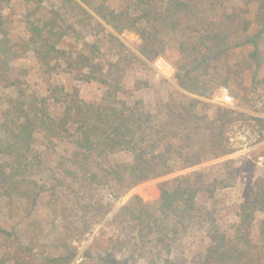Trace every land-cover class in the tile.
<instances>
[{
  "label": "trees",
  "instance_id": "trees-1",
  "mask_svg": "<svg viewBox=\"0 0 264 264\" xmlns=\"http://www.w3.org/2000/svg\"><path fill=\"white\" fill-rule=\"evenodd\" d=\"M25 1L38 16L26 21L29 35L19 40L13 39L0 5V88L7 91L0 107V204H35L49 187L61 220L59 241L49 244L54 252L36 253L40 238L30 235L29 227L19 231L17 223L3 227L7 218L0 216V264H72L78 256L73 243L109 214L101 213V207L97 219H87L94 202L102 199L92 200L98 191L107 189L116 201L142 182L223 158L233 153L228 135L232 127L250 120L264 124L263 117L202 99H212L213 90L208 91L219 76L218 63L229 53L246 50L255 73L264 71V0ZM103 23L116 33L139 36L138 54L128 53L135 61L163 56L167 33L183 31L181 44L189 61L177 68L180 88L168 94L155 114L144 109L139 97L131 103L119 97L128 93L120 80L131 57L124 60L129 49L112 32L108 44L116 60L101 56L97 61L96 38ZM87 32L96 40L87 41ZM70 38L82 42L89 53L65 47ZM25 57L37 62L40 89L32 87V71L16 65ZM65 74L76 83H64ZM78 80L104 85L100 101L85 100ZM262 84L264 76L253 92ZM226 85L227 78L216 88ZM245 93L239 86L234 91L241 99ZM38 136L60 150L59 174L44 183L34 177L44 161L36 147ZM233 164L226 159L176 175L160 184L156 202L144 203L135 195L110 211L105 220L120 230L111 241L113 249L125 245L129 261L187 264L179 248L203 232L207 245L195 264H264V216L258 218L264 215V177H257L238 203L237 221L218 220L216 193L235 185ZM63 190L71 197L65 199ZM107 206L114 208L109 201L104 202Z\"/></svg>",
  "mask_w": 264,
  "mask_h": 264
},
{
  "label": "rangeland",
  "instance_id": "rangeland-1",
  "mask_svg": "<svg viewBox=\"0 0 264 264\" xmlns=\"http://www.w3.org/2000/svg\"><path fill=\"white\" fill-rule=\"evenodd\" d=\"M0 5L4 15L8 18V25L11 31V35L14 40H19L23 37H28L29 33L26 28V21L28 19H37L38 14H33L32 9L34 6L26 3L25 0H0ZM29 12H31L29 14ZM103 30H100L99 38L95 39L93 32L86 34L87 41L93 42L96 40L97 46L99 47L100 54L98 57H103L105 61L116 60L114 47L108 44L109 32L116 35L122 43L127 47V52L124 50L123 57L125 60V55H128L127 60L131 61L127 63V68L125 72V67L122 69L123 77L120 80L121 85L127 93L125 95L119 96L121 99L128 102H133L136 97L142 100L144 109L153 114L156 113L159 106H163L167 102L168 94L174 89L179 87L177 80V68L179 66L185 65L189 61V57L186 56V52L183 50L182 32H168L166 35V43L164 44L163 57L170 63L173 68V75L171 78H164L162 75L158 74L157 71L152 66V61L141 58L142 60H134L132 54L137 53L138 46L141 43L139 36L130 31H124L122 33H116L109 25L103 23ZM89 31V30H88ZM64 46L67 48H75L77 51H82V53L87 54L88 51L84 50L82 42L76 41L74 39H67L64 42ZM93 57V56H92ZM95 57V55H94ZM221 58L219 61V76H214L211 82V92L213 90L212 99H204L205 101L211 102L216 105H222L230 107L233 109L242 110L248 112L251 115L263 117L264 118V84L259 85L257 92H253L252 86L261 80L264 76V71L260 72L258 75L255 73V64L248 57V52L246 50H237L229 53L228 57ZM16 65L25 66L29 68L33 75L30 77V82L33 88L42 87V77L36 72L38 70L37 62L31 57L22 58ZM216 70V69H215ZM213 70V71H215ZM66 75V76H65ZM62 75V80L66 84H74L71 74ZM228 79V85L217 86L220 81ZM81 87L82 97L91 102H98L104 95L105 86L100 84L98 81L92 82H81L79 81ZM241 90L246 91V98H237L234 95V91L237 87ZM180 88V87H179ZM216 88V89H215ZM38 89V90H39ZM225 91L231 96L230 102H224ZM7 91L0 88V107L4 105L5 99L7 97ZM244 93V92H243ZM133 95V96H132ZM243 95V94H242ZM230 145L233 153L213 161L203 163L199 166L185 169L176 172L171 175L159 177L156 179H151L142 182L135 187H133L126 194L123 193L116 199H113L112 195H109L107 189L98 191L92 200L100 198L101 201L94 202L95 208L88 215L87 219L92 223L93 219H97L99 214V208L103 207L101 213L105 215L106 211L116 210L127 203L132 197L137 195L142 199L144 203H154L160 197V184L173 178L176 175L191 172L197 169L206 168L212 164L219 161L232 159L234 161L233 166L237 170V181L235 185L228 187L224 190H218L215 197V202L218 207V220L221 223H227L231 221H237L236 211L238 203L246 199V195L250 193L248 191L257 177H264V124L261 125L257 120H250L249 123H242L232 127L229 130ZM36 147L38 151L44 156L43 164L35 172V178L41 183L45 181H50V177L54 178L59 174V146H54L48 143L47 139H43L42 136H38L36 141ZM58 152V153H57ZM121 160H125L124 155H120ZM50 185V184H48ZM51 189L49 187L45 188L42 193L41 200L35 204L23 203L20 201H15L13 204H0V216L7 222H4L3 227L8 228L13 223L19 225V231L27 227L29 234H35L40 238V245L35 250L37 253L40 250H46V252H54V247L49 245L52 243H57L59 229H60V216L61 213L57 210V203L55 198L49 199ZM62 195L65 199L70 198V194H65L63 190ZM110 202L114 205V208L107 206L104 208V202ZM78 204L75 206L77 208ZM96 210V216H94V211ZM77 215V214H76ZM78 217L80 215H77ZM94 216V218H93ZM264 215L259 214L258 218H263ZM102 217V216H99ZM103 217L99 218L97 222L93 224V227L81 240L75 241L73 245L77 246L78 256L77 260L72 264H144V260L134 259L125 260V245L122 248L113 249V244L111 241L118 239L120 230L116 227L115 222H107ZM95 221V220H94ZM63 234V232H62ZM205 234L203 232H198L195 237L190 238L189 241L183 243L179 248L180 251L184 252V257H188L190 263L195 264L198 258L202 255L204 251L207 240L205 239ZM190 242V243H188ZM4 242H2L3 244ZM48 245L44 246L43 245ZM7 245V244H3ZM121 247V246H120ZM185 249V250H184ZM36 256H39L38 254Z\"/></svg>",
  "mask_w": 264,
  "mask_h": 264
},
{
  "label": "built area",
  "instance_id": "built-area-1",
  "mask_svg": "<svg viewBox=\"0 0 264 264\" xmlns=\"http://www.w3.org/2000/svg\"><path fill=\"white\" fill-rule=\"evenodd\" d=\"M153 68L158 74L162 75L164 78H171L173 75V68L165 57L159 56L152 62ZM224 102H230L231 96L225 91L223 96Z\"/></svg>",
  "mask_w": 264,
  "mask_h": 264
}]
</instances>
